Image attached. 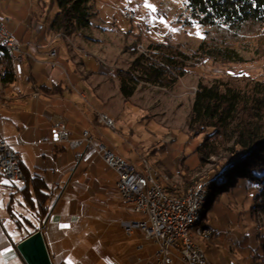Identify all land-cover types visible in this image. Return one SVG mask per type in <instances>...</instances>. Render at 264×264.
<instances>
[{
    "label": "crops",
    "instance_id": "crops-1",
    "mask_svg": "<svg viewBox=\"0 0 264 264\" xmlns=\"http://www.w3.org/2000/svg\"><path fill=\"white\" fill-rule=\"evenodd\" d=\"M34 2L10 0L13 5H8L6 11L2 8V1L0 3V23L22 43L18 54L21 58L13 57L14 80L3 82L4 68L0 63V139L20 151L28 177L37 175L47 183L45 190L49 196L45 205L49 209L48 216L43 223L37 220L35 224L42 228L53 263L159 264V245L147 239L140 229L131 233L126 231L125 226L137 221L133 215L138 213L130 210L126 203L124 210L128 212L125 211L124 217L110 216L111 220L100 236L90 238V233L83 234V225L79 224L82 211L84 215L96 212L98 203L103 205L102 209L110 206L98 202L97 195L99 192L107 193L101 183L108 181L110 175L113 180L115 176L116 188L118 178L116 171L96 154L94 146L88 145L85 130L91 133L95 145H105L126 157L116 146L109 144L104 129L110 126L100 117L105 114L115 122L131 100L146 109L139 88L129 98L121 92L120 78L116 73L119 66L115 58L123 49L106 43L104 38L112 41L113 36L109 34H114L107 24L94 21L101 25V31L88 27L71 36L55 31L51 26L53 18L50 17L53 16L50 12L45 15L47 1ZM103 29L110 32H103ZM53 51L55 55L51 54ZM58 116L67 121L69 141L57 140L53 124ZM22 150L32 153L33 162L25 159ZM29 179L5 184L0 173V192L4 195L0 199V211L6 213L3 216L0 214V264H26L17 249L26 232L18 236L11 234L7 227L9 217L6 210L9 208L12 212L14 197L22 195L26 206L35 213V203L30 199L36 196L35 187ZM161 181L169 189L172 188L170 182L163 178ZM6 185L9 187L5 188ZM77 185L85 192L77 195ZM8 190L12 201L9 203L6 197ZM171 191L179 192L177 189ZM182 191L180 189V193ZM109 209L113 211L115 207L112 205ZM13 217L17 218L16 212H12ZM28 229L32 226L26 231ZM218 238L214 230L211 238L198 241L202 247L201 242H204L210 251H214L220 246ZM228 243L225 240L222 245L228 247ZM208 259L211 264H230L217 258ZM248 262L251 263L250 260ZM174 264L184 263L176 260ZM254 264L259 263L254 260Z\"/></svg>",
    "mask_w": 264,
    "mask_h": 264
},
{
    "label": "rangeland",
    "instance_id": "rangeland-1",
    "mask_svg": "<svg viewBox=\"0 0 264 264\" xmlns=\"http://www.w3.org/2000/svg\"><path fill=\"white\" fill-rule=\"evenodd\" d=\"M1 1L4 11L7 10L8 5H13L10 0H0V3ZM34 1L38 4L40 0ZM45 1L48 4L45 15L50 12V16H53L50 18H54L59 9L58 4L54 0ZM146 2L154 5L156 11L153 12L146 7ZM94 6L97 12L94 21L109 25L113 30L110 31L114 33L109 34L113 36V39L110 38L112 41L104 38L106 43L116 49L120 47L123 49L115 58L119 66L117 74L120 69H129L140 53L153 52L154 49L150 46L153 42H168L179 46L191 56L187 60L186 74L175 86L167 88L141 81L138 88L143 94L142 102L146 105V109L138 106L135 100H131L123 115L115 119L116 126L105 127L104 132L110 141L109 144L116 146L136 166H142L146 159L148 164L160 174H168L176 189L179 192L180 189L183 190L182 194L196 181L209 179L210 188L211 179L220 182L224 180L228 175V170L224 166L228 161V154L214 157L205 166L200 167V159L196 151L202 137L189 133V117L199 83L212 84L218 80L245 89L257 80L264 79V52L254 45L255 39L252 38L246 48L237 46L243 57L242 62H223L196 54L203 40L205 28L197 22H190L193 18L188 0H94ZM126 9H132L135 13L134 17L128 18ZM93 27L94 31H101V25L95 24ZM103 30V32L108 31ZM90 34L92 35L93 32ZM145 49L146 51H143ZM90 136L94 141V147L101 145H95L91 133ZM21 152L28 162H33L30 151ZM100 166L105 169L101 162ZM112 173L115 175V172ZM215 175L217 176L214 177ZM82 176H85L84 172ZM232 179L222 184V188L218 187L216 201L202 212L203 221L210 225L203 223L210 229L209 238L215 230L220 246L210 251L206 243L200 242L209 258L220 259L222 263L254 264L256 260L259 264H264V183L240 177L232 186L235 178ZM101 184L107 193L99 192L97 200L110 206L102 209L103 205L98 203L96 212L92 211L85 215L83 211L80 213L79 224L83 225L84 232L81 233H90V238L100 236L105 231L106 223L115 216L113 214L124 217L125 211L128 212L124 210L126 201L118 187L116 188L115 176L113 180L110 175L109 180ZM82 191L84 189L77 185V195ZM7 192L9 203L12 202L10 190ZM210 193L211 190L209 195ZM2 196L4 197L1 191L0 199ZM209 200L210 198L207 204ZM26 205L24 197L20 195L14 197L12 202V212H16L17 218H11L12 212L9 208L6 210L9 217L7 227L13 235L18 236L27 232L26 229L32 225L29 220L37 223L35 214ZM112 205L115 207L113 211L109 209ZM0 214L3 216L6 213L0 211ZM133 219L141 221L147 218L143 213H137L133 215ZM225 240L229 241L228 247L222 245ZM81 247L85 248V246Z\"/></svg>",
    "mask_w": 264,
    "mask_h": 264
},
{
    "label": "trees",
    "instance_id": "trees-1",
    "mask_svg": "<svg viewBox=\"0 0 264 264\" xmlns=\"http://www.w3.org/2000/svg\"><path fill=\"white\" fill-rule=\"evenodd\" d=\"M54 1L59 7L51 25L55 31L71 36L95 25L94 0ZM188 5L193 18L190 22H197L205 28L196 54L240 63L243 57L237 46L248 47L252 38L255 39L254 45L264 52V0H188ZM150 46L153 52L140 53L129 69L118 70L125 98L134 95L141 81L168 88L175 86L187 72V60L191 56L179 46L168 42H153ZM13 61L12 55L0 54L3 82L16 78ZM243 88L217 80L212 84L199 83L195 93L188 129L193 136L202 137L196 151L200 167L214 157L228 154V161L224 164L228 175L221 182L211 179L210 200L205 209L216 201L218 187L222 188V184L231 178H235L232 186L240 177L264 183V79ZM28 178L35 187L36 196L30 197L35 203L34 214L43 223L49 212L45 205L49 196L45 190L47 183L37 175L28 177L25 174V179ZM203 218L204 215L202 222ZM29 222L32 229L27 230L25 237L39 228Z\"/></svg>",
    "mask_w": 264,
    "mask_h": 264
},
{
    "label": "built area",
    "instance_id": "built-area-1",
    "mask_svg": "<svg viewBox=\"0 0 264 264\" xmlns=\"http://www.w3.org/2000/svg\"><path fill=\"white\" fill-rule=\"evenodd\" d=\"M128 14L134 17L132 9H129ZM0 45H9L10 49L15 51L16 57L21 58L18 55L21 52V41L3 23H0ZM51 54L55 55L56 52L53 51ZM102 117L109 119L106 115ZM53 127L59 142L69 140L70 130L64 117H56ZM84 136L88 145L94 146L88 130H85ZM94 148L96 154L116 171L117 187L128 208L134 212L143 213L147 218L127 224L126 231L131 233L135 229H140L147 239L156 242L159 245L157 252L159 264H174L176 260L184 264H201L198 246L188 239L186 220L195 214L208 183L199 186L193 198L168 200L161 186L153 183L152 175L141 177L139 172L131 170V162L127 158L118 156L107 147L95 146ZM0 173L9 183L25 179L20 151L4 139H0ZM205 228L209 238L210 229L206 226Z\"/></svg>",
    "mask_w": 264,
    "mask_h": 264
},
{
    "label": "bare ground",
    "instance_id": "bare-ground-1",
    "mask_svg": "<svg viewBox=\"0 0 264 264\" xmlns=\"http://www.w3.org/2000/svg\"><path fill=\"white\" fill-rule=\"evenodd\" d=\"M132 12H134V11L132 10ZM128 13H129V9H126V16L128 18H132L133 16L129 15ZM134 15H135V13H134ZM141 50H142V48H141ZM143 51H146V49ZM2 53H8V54L12 55L14 58H17L15 55V51H12L10 49L9 45H0V54H2ZM103 115H105V114H103ZM106 116L109 119H105L101 115L100 120L104 121L107 125L113 126L114 120L111 117H109L108 115H106ZM96 147H106V146L105 145H98ZM117 155L120 157H124L123 155L118 154V153H117ZM148 163L149 162L146 159H144V163L140 167L131 163V170L139 172V175L141 177H151V175H152L153 183H155L157 186H161V188L163 189V194L168 200H175V199L176 200H187L189 198H193V196L196 194V192L198 190V187L208 183L204 192H203V198H202V200H200V203L197 207L195 214L192 215V218H189L188 220H186V230L188 232L189 241L192 244H194L195 246H198V254H199L200 259H201V264H211V262L209 261L207 255H206L204 248L198 242V238H201V237L208 239V231L202 222V215H203L202 212L205 209V207L208 203V199H209V192H210V188H209L210 182H208L209 179H203L200 181H196L193 185H191L187 189L186 192H184L183 194H179V193L174 192V191H169L167 189V186H165L163 184V182L161 181V178H163L165 181L171 183V186H172L171 189H176V186L173 183V180L171 179V177L168 174L160 175V173L156 169L151 167Z\"/></svg>",
    "mask_w": 264,
    "mask_h": 264
},
{
    "label": "water",
    "instance_id": "water-1",
    "mask_svg": "<svg viewBox=\"0 0 264 264\" xmlns=\"http://www.w3.org/2000/svg\"><path fill=\"white\" fill-rule=\"evenodd\" d=\"M17 249L26 264H54L42 228L22 239Z\"/></svg>",
    "mask_w": 264,
    "mask_h": 264
},
{
    "label": "snow or ice",
    "instance_id": "snow-or-ice-1",
    "mask_svg": "<svg viewBox=\"0 0 264 264\" xmlns=\"http://www.w3.org/2000/svg\"><path fill=\"white\" fill-rule=\"evenodd\" d=\"M145 6H146V7H149L153 12L156 11L154 5L147 4V2H146V3H145ZM3 183L7 184V183H9V181L5 180V181H3ZM0 207H2V204H0ZM62 227H67V225H63ZM70 264H71V262H70Z\"/></svg>",
    "mask_w": 264,
    "mask_h": 264
}]
</instances>
